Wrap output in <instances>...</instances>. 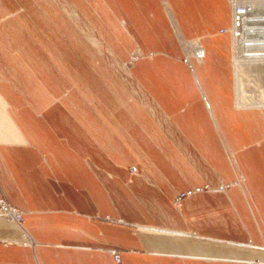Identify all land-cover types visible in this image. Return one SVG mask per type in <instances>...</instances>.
<instances>
[{
  "label": "crops",
  "instance_id": "crops-1",
  "mask_svg": "<svg viewBox=\"0 0 264 264\" xmlns=\"http://www.w3.org/2000/svg\"><path fill=\"white\" fill-rule=\"evenodd\" d=\"M35 1L47 4L52 18L62 19L70 35L76 37V31L79 32L83 41H78L88 53L95 49L101 70L103 65L108 66L110 59L116 60L114 67L117 64L121 71L115 70L119 73L115 74L118 82L129 84L132 90V111H148L156 121L153 136L148 126L144 128L139 123H135L133 131L148 147L150 156L147 158L163 178L160 181L163 191L170 196L178 191L187 193L182 204L185 218L183 221L177 218L156 190L149 189L139 177L130 178L118 160L110 159L104 149L108 147L104 140L109 136L103 114L84 111L86 116H82L84 120L81 118L79 123L88 139L73 125L67 140L59 135L57 139L44 138L39 129H32L31 137L15 135L8 128L15 123L13 116L0 115V198L24 212L22 221L37 243L30 252L22 245V230L0 215V264H116L108 251L110 243L112 247L123 249L119 253L121 264H250L251 259L264 263V252L257 247H225L201 237L245 239L249 234L258 242L257 227L264 232V184L259 183L264 182V164L251 150L246 151L254 135L253 114L240 112L256 110H238L231 101L232 0H163L164 7L159 0L151 1L163 15L161 22L170 41L169 51L176 58L180 55L176 35L181 39H201L205 58L201 64L193 58L191 62L217 121L232 132L227 140L237 161L244 166V172L251 173L246 182L247 194L256 205L252 211L237 187H232L228 193L216 188L219 185L216 171L225 170L222 179L227 181L234 179L235 173L229 159L221 153L222 145L214 133L213 120L206 112L193 76L176 58L166 56L169 53L166 44L165 50L154 49L159 36L154 13L146 10L149 2L134 0V6H129L124 0L96 1L97 12L115 24L117 35L123 39L131 37L143 55L129 72L121 65L127 49L106 39L103 25L94 24L88 4L91 0H17L21 5L29 3L31 6ZM142 3L148 5L144 10ZM14 6L11 1L0 0V21L15 19L11 15ZM40 10L39 7L33 9L36 14L32 17L38 21L44 20ZM256 18L264 20V15ZM9 24L8 29L0 26V37L19 32L12 30L13 25ZM221 29L228 32L218 35ZM4 48L29 57L21 52L22 47L13 43L10 48L7 45ZM250 48L239 41L236 63L244 60L242 53L249 52ZM153 51L160 54L144 56ZM114 52L116 56L110 55ZM241 66L245 72L249 67L237 65V68L242 69ZM191 98L195 103L189 102ZM158 111L164 112V118L158 113L159 123L154 115ZM62 112L48 114L59 129L63 127L60 116L65 114ZM15 114L20 118L26 116L21 111ZM69 115L77 116L76 113ZM118 115L115 118L123 132L129 131ZM78 137L80 140L75 139ZM98 146L101 154L94 152ZM157 148L164 149L163 154H159ZM139 170L143 177L149 173L143 166ZM166 183L171 189L166 188ZM206 184L211 189L204 192L202 187ZM110 218L117 223H110ZM146 225L174 231L187 229L195 236L158 230L148 232L143 230ZM134 227L139 230L135 231Z\"/></svg>",
  "mask_w": 264,
  "mask_h": 264
},
{
  "label": "rangeland",
  "instance_id": "rangeland-1",
  "mask_svg": "<svg viewBox=\"0 0 264 264\" xmlns=\"http://www.w3.org/2000/svg\"><path fill=\"white\" fill-rule=\"evenodd\" d=\"M10 1L15 5V11L11 14L15 19L9 20L11 22L5 20L0 21V26L5 25L4 28L8 29L10 27L9 23H12V30L19 31L14 36L0 37V47L2 48H0V115L6 116L11 114L15 119V123H12L10 127L8 126L9 130L15 135L25 134L31 137L32 129L34 131L39 129L44 138L57 139L59 135L62 139L67 140L69 131L72 132L73 125H75L79 127L76 128V130L81 131V134L85 135L83 136L84 139H88L86 132L83 131L84 127L82 129L79 123L84 118L82 116H86L84 115V111L94 115L103 114L104 123L108 125L109 136L107 140H104V143L108 145V147L104 149L108 152L110 159L114 161L118 160L123 170L130 178L139 177L148 188L150 187L156 190L158 195L162 196L163 201L168 204L172 213H175L177 218L183 221L185 215L182 204L187 198V193L180 192L173 188V190L178 192L170 196L167 195L160 186V181H162L161 179L163 178L159 175L157 170H155L151 160L147 158L150 156L148 147L145 146V143L138 138L133 131L136 127L135 123H139L143 127L148 126L151 129L149 134L153 136L155 133L153 123L155 120L148 111H132V90L129 84L124 85L118 82V77L116 75L121 71L117 67V64L114 67V62L116 60L112 61V59H110L108 66L103 65V69L101 70L99 67L100 62L98 61L99 57L94 51L95 49H90L91 51L89 50V53L84 51L86 50L85 46L78 41H83L79 32L75 30L77 32L75 33L77 35L76 37L78 38L74 35H70V31L65 28V22L62 19L56 20V18H52L53 14L48 10L49 6L47 4L35 1L34 5L31 6L29 3L21 5L17 0H8V2ZM96 1L97 0H91V2L88 3L92 11L91 14L94 24L100 23L103 25L106 39H110V41H113L116 45L119 44L127 49V55L121 61V65L127 71L132 72L135 64L143 58L138 45L130 39L131 37H124V40L117 35L115 24H112V21L97 12L98 4H96ZM124 1H127L129 6H134L133 4H135L134 0ZM137 1L149 2V8L146 10L153 11L155 15L156 29L159 38L157 39L154 49L165 50L164 45L166 44V51L169 52L166 56L175 59L176 57L169 51L171 46L165 30V24L161 22L163 15L157 12V6H155L153 1ZM250 1H253L254 4L251 7L252 10L256 11L260 9L261 6L264 8V0ZM159 2L162 7H164L163 0H159ZM36 7L41 9L40 11L44 16V20L38 21L35 17H32L36 14V12H33V9H36ZM141 7L142 10H144L148 5L142 3ZM80 11L83 12L82 10ZM151 17L152 15L150 18ZM255 19L256 18L247 16L248 21L245 23L242 30V32L246 34L240 35L239 41L241 44L251 46L250 51L242 53V55L247 59L253 58L258 59V61L246 62L240 60L241 62L237 64V44L230 35L232 43L231 101L233 106L238 110L249 108L256 110L240 112L253 114L254 122L252 125L254 135L251 141L252 145L248 147L246 151L251 150L252 154L254 156H259L261 162H263L262 164H264V111H262L264 110V20ZM247 32L249 34H247ZM218 35L223 34H220L218 31ZM128 42L130 43L127 44ZM11 43L18 46V48L22 47L21 52L23 54H28L29 57H23L19 53H11L10 49L4 48V45L10 48ZM53 43H55V45ZM176 43L180 50V55L176 59L184 64L193 76L201 101L205 106L208 116L213 120L214 133L219 139V143L222 145L221 153L223 152L225 157L229 159L232 170L235 173V178L227 181L222 179L223 173H226L225 170L221 172L216 171L215 175L219 180V185L216 188L221 192L228 193L232 187H237L248 208L250 210L251 208H256V205L251 200V196L247 194L249 189L246 177L249 178L251 173L249 170L244 172V166H241L237 161L236 153L233 148L229 146V141L227 140L228 134H232V132H228L226 127H223L217 121L214 109L210 107V100L198 81L196 70L191 62L193 54L196 51H203L201 39L196 37L181 39L176 35ZM129 47L132 48L128 49ZM116 54L117 53L114 52L110 55L116 56ZM159 54L160 53L157 51H153L144 56L154 57ZM245 57L243 59H246ZM185 59L188 60V63H184ZM233 63H236V65H248L249 67L246 72L243 67L239 69L236 66L235 70V65ZM115 70H118L119 73L116 74ZM194 100L195 99L191 98L189 102L195 103ZM253 105L255 107H252ZM15 111H21L26 116L20 118L15 114ZM52 111H63L62 113L65 114L64 116H60L61 125L64 127H60L61 130L55 127L58 123H53V121L49 119L48 114ZM70 113H76L77 116L71 117L69 115ZM158 113L164 118V112L158 111L154 114L156 115V120L159 116ZM117 114H119L118 118L120 121L125 125L127 130H129L127 131L128 133L125 130L123 132L119 121L116 120L115 116ZM120 114L124 116L121 117ZM86 118L88 119L89 117ZM157 129L160 130L158 127ZM14 130L16 131L14 132ZM18 130L23 131L20 132ZM142 133L147 136L143 131ZM76 134H78V132ZM70 139L74 140L72 138ZM75 139L80 140L79 137ZM90 139L92 140V138ZM95 144L98 145L96 142ZM133 144L136 147H134ZM100 150L101 148L99 146L98 148H94V152L97 151L98 154H101ZM157 152L163 154L164 149L157 148ZM102 154L105 155L104 151ZM215 155H218V153H215ZM84 161L86 162L87 160L84 159ZM140 166H143L149 171L147 176L143 177L141 175L139 170ZM259 172L262 176L263 173L261 170H259ZM257 178L260 179V177ZM259 183L264 184V182ZM170 187L171 186L168 185L166 188L171 189ZM202 188L204 192H207L211 189V186L206 184ZM20 212L22 214L24 213L22 211ZM252 215H255V213L252 212ZM109 222L117 223V221L111 218ZM15 224L22 230L24 236V243L22 245L32 252L37 243L26 229L23 221L19 224ZM134 230H139V227H134ZM143 230L148 232L158 230L170 234L178 232L180 235H188L191 238L195 236V233L191 230L174 231L170 228L156 227L154 225H146ZM257 231L260 237V241L258 242L249 234L245 239H230L221 236L201 237L206 242L223 245L225 247H257L260 251L264 252V232H262L260 227H257ZM122 250V248L112 247L111 243L109 244L108 251L112 256L114 253H118L119 255ZM226 250H228V248H226ZM248 262L250 264H264L258 259H251L248 260ZM115 263L121 264L120 261Z\"/></svg>",
  "mask_w": 264,
  "mask_h": 264
},
{
  "label": "built area",
  "instance_id": "built-area-1",
  "mask_svg": "<svg viewBox=\"0 0 264 264\" xmlns=\"http://www.w3.org/2000/svg\"><path fill=\"white\" fill-rule=\"evenodd\" d=\"M253 1L250 0H232L231 1V28L230 33L237 44L238 51V42L240 39V35L242 34L243 27L245 23L248 21L247 16L250 13V9L252 7ZM220 34H225L228 32V29H221ZM243 34H245L243 32ZM249 57V56H248ZM193 58L197 61L204 59V52L202 50L196 51L193 54ZM243 61H258V59H244ZM184 63H188V60H184ZM0 214L6 217L10 222L19 224L22 221V213L16 208L9 205L3 198H0ZM113 259L115 262L119 261L118 253L113 254Z\"/></svg>",
  "mask_w": 264,
  "mask_h": 264
},
{
  "label": "bare ground",
  "instance_id": "bare-ground-1",
  "mask_svg": "<svg viewBox=\"0 0 264 264\" xmlns=\"http://www.w3.org/2000/svg\"><path fill=\"white\" fill-rule=\"evenodd\" d=\"M262 7V6H261ZM252 8L250 9V13L248 14V16H251V18H256V17H258V15L259 14H263L264 15V8H260V9H258V10H252ZM257 19V18H256ZM255 19V20H256ZM229 32H230V30H229ZM231 34V33H230ZM203 52H204V50H203ZM204 58H205V53H204ZM198 64H201L202 62H203V60H200V61H197L195 58H193ZM234 65H235V68H236V63H233ZM237 64H239V63H237ZM242 67V66H241ZM123 71H125L124 69H123ZM240 71V70H239ZM126 72V71H125ZM123 76H124V74H122ZM238 76V75H237ZM256 102H258V101H256ZM254 103V102H253Z\"/></svg>",
  "mask_w": 264,
  "mask_h": 264
}]
</instances>
